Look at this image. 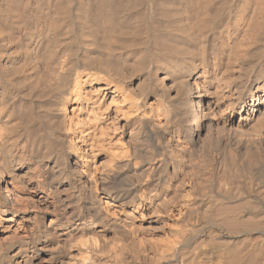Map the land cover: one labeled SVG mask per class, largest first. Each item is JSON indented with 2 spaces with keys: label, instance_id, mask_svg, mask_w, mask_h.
<instances>
[{
  "label": "bare ground",
  "instance_id": "obj_1",
  "mask_svg": "<svg viewBox=\"0 0 264 264\" xmlns=\"http://www.w3.org/2000/svg\"><path fill=\"white\" fill-rule=\"evenodd\" d=\"M0 264H264V0H0Z\"/></svg>",
  "mask_w": 264,
  "mask_h": 264
}]
</instances>
